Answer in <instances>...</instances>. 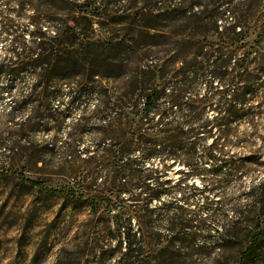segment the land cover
Wrapping results in <instances>:
<instances>
[{
  "label": "trees",
  "instance_id": "trees-1",
  "mask_svg": "<svg viewBox=\"0 0 264 264\" xmlns=\"http://www.w3.org/2000/svg\"><path fill=\"white\" fill-rule=\"evenodd\" d=\"M34 1L18 0V9L0 7V38L6 44L0 56V104L10 99L3 117L20 122L11 134L26 144L13 149L28 162H38L35 153L29 155L36 145L25 136L50 124L60 130L67 121L74 128L99 122L104 138L94 153L87 150L85 169L70 177V204L87 206L92 214L108 208L124 264H180L237 247L239 256L230 264H263L264 229L257 226L250 234L246 228L249 218L264 215V179L235 203L224 194L235 185L242 188L250 170L230 153L247 142L248 135L238 127L255 123L261 114L248 107L258 79L243 64L246 56L239 55V24L224 34L226 46L205 51L201 45L195 57L173 59L168 68L146 56L152 44L142 35L131 47L135 74L112 76L105 68H126L128 60L92 51L86 26L79 31L99 17V9L78 12L70 28V8L56 18L50 10L35 9ZM28 7L36 11L29 17L33 28L21 30L15 14ZM188 14L200 23L207 20H200L201 12ZM221 19L216 13L208 18L220 36ZM204 29L205 24L194 28L202 36ZM116 79L126 87L117 97L104 86ZM70 84L78 87L74 93L98 95L93 109L88 108L90 99L75 98L70 110L60 111L57 88ZM73 109L81 110L79 118H71ZM197 179L204 183L202 189L196 187ZM243 197L246 204L238 201ZM134 214L141 222L134 221ZM219 262L220 257L214 259Z\"/></svg>",
  "mask_w": 264,
  "mask_h": 264
},
{
  "label": "rangeland",
  "instance_id": "rangeland-1",
  "mask_svg": "<svg viewBox=\"0 0 264 264\" xmlns=\"http://www.w3.org/2000/svg\"><path fill=\"white\" fill-rule=\"evenodd\" d=\"M17 2L0 0V7L9 5L14 8ZM33 6L41 11L50 10L54 17L70 8V28L75 27L72 18L78 17V12L99 9V17L90 25L83 22L79 31L86 26L92 51L105 57L117 53L118 58L128 60L126 68L119 67L115 71L105 68L112 76L135 74L137 59L131 47L142 35H145L146 43L152 44L145 49L146 56L168 68L173 59L184 61L195 57L201 45L208 48L205 51L226 46L224 34L232 25L239 24L237 32H242L238 41L243 50L239 55L246 56L243 64L248 73L258 79L248 107L259 108L257 112L261 114L255 123L238 127L241 135H248L247 142L244 147L230 149V153L246 161L250 170L242 188L235 185L224 194L233 198L235 203L241 194L248 193L264 179V0H35ZM188 11L193 15L204 13L200 20H207L202 23L192 20L189 14L185 16ZM35 12L28 7L19 16L15 14L21 30L33 28L29 17ZM215 13L222 18L219 20L220 32H224L221 36L214 25L208 23V18ZM204 24L206 29L202 36L194 28ZM148 27L151 30H147ZM50 33L54 35V31ZM147 33L150 36H146ZM5 45L0 38V56L4 55ZM104 86H109L116 97L126 88L119 79L106 82ZM247 86L249 83L243 88ZM72 89L78 87L70 84L57 88V97L62 100L57 103L60 111L70 110L75 98L90 99L88 108L91 109L98 103L92 101L98 98L97 94L74 93ZM40 95L44 98L43 92ZM102 97L106 98L105 94ZM9 101L7 98L0 104V264H124L108 208L92 214L87 206L70 204V177L85 169L84 160L95 152V146L104 138L99 122L74 128L73 123L67 121L60 130L53 129L55 125L50 124L32 136H25L23 139L27 138L36 145L35 152H29V155L35 153L34 158H39L38 162H28L30 160L20 155V151L13 149L16 145H26L24 140L20 142L19 137L11 134L19 128L20 122L11 123L3 117ZM80 114V109H73L71 118H79ZM27 180L41 182L43 187ZM96 184L100 190L102 179ZM195 185L200 189L204 187L199 179ZM238 201L248 202L246 197ZM134 217V221L141 222L139 215L134 214ZM257 226L264 229V215L249 218L247 232L254 233ZM239 252V247L228 249L224 254L217 250L210 258L194 257L192 261L180 264H214V259L219 257L221 262L216 264H230Z\"/></svg>",
  "mask_w": 264,
  "mask_h": 264
}]
</instances>
